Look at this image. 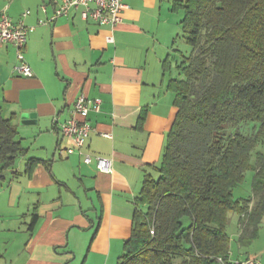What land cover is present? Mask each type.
Returning a JSON list of instances; mask_svg holds the SVG:
<instances>
[{
    "label": "crops",
    "instance_id": "obj_1",
    "mask_svg": "<svg viewBox=\"0 0 264 264\" xmlns=\"http://www.w3.org/2000/svg\"><path fill=\"white\" fill-rule=\"evenodd\" d=\"M124 1L122 20L113 28L84 19L75 8L41 24L60 0H12L0 9L33 27L24 52L34 72L28 77L15 71V46L0 44V114L17 128L26 149L13 168L0 171V264L120 262L142 207L144 180L159 178L176 118L168 80L179 76L182 53L191 50L182 24L184 0ZM167 59L171 69L165 72ZM82 94L102 99L100 111L89 113L84 150L111 158V172L78 153L57 151L74 146L59 126L72 117ZM31 113L35 117L24 122ZM238 234L237 228L231 239ZM247 249L231 253V260L255 256L264 264V243Z\"/></svg>",
    "mask_w": 264,
    "mask_h": 264
},
{
    "label": "trees",
    "instance_id": "obj_2",
    "mask_svg": "<svg viewBox=\"0 0 264 264\" xmlns=\"http://www.w3.org/2000/svg\"><path fill=\"white\" fill-rule=\"evenodd\" d=\"M180 5L191 50L168 80L177 114L160 176L144 180L119 264H235L230 212L238 213L240 248L258 238L264 220V152L251 161L264 142V0ZM25 152L17 128L0 114V171ZM249 169L251 194L236 199Z\"/></svg>",
    "mask_w": 264,
    "mask_h": 264
},
{
    "label": "built area",
    "instance_id": "obj_3",
    "mask_svg": "<svg viewBox=\"0 0 264 264\" xmlns=\"http://www.w3.org/2000/svg\"><path fill=\"white\" fill-rule=\"evenodd\" d=\"M61 4L56 7L52 16L46 19H40L41 24L54 22L59 16L67 15L72 8L80 9L81 16L84 19H93L100 24H106L111 28L118 25L122 20V11L127 6L124 0H60ZM45 10V6H42ZM30 13L26 10L24 15ZM33 27H27L22 20L15 23L7 10L0 11V44L11 43L17 50L18 62L14 66V70L20 75L31 77L34 72L31 65L25 57V46L28 39L29 30ZM109 42H113V36L108 37ZM102 99L97 97L89 101L87 97L80 95L73 107L72 117L60 123L59 131L63 136L73 140L74 146L62 148L57 147L59 153L66 152L67 154L78 153L82 156L87 164L95 163L100 171H113V160L109 157L101 155H93L84 150L87 138L92 130V124L89 121L90 111H100ZM58 121V120H57ZM108 135V134H106ZM154 233V230H152ZM235 264H261L260 260L255 256H250L248 259L239 261L235 260Z\"/></svg>",
    "mask_w": 264,
    "mask_h": 264
},
{
    "label": "rangeland",
    "instance_id": "obj_4",
    "mask_svg": "<svg viewBox=\"0 0 264 264\" xmlns=\"http://www.w3.org/2000/svg\"><path fill=\"white\" fill-rule=\"evenodd\" d=\"M12 0H0V9L1 7L7 3H11ZM189 46V45H188ZM174 76L178 75V71L176 69L173 70ZM264 152V142L260 141L256 147L254 148L252 152V163L256 162V159L258 157V154ZM254 170L249 169L245 173V179L243 182H241L234 190V198H246L251 194L252 191V180H253ZM237 221H238V213L237 212H230V221L228 224V231L231 234L232 231L237 232ZM185 227H189L190 225V219H185ZM264 243V220L260 227V236L253 241V243L248 247V249H251V247L256 246L257 244H263ZM242 248L239 247L238 243L236 242V237L232 238L231 240V250H232V256H239L244 253ZM247 249V250H248Z\"/></svg>",
    "mask_w": 264,
    "mask_h": 264
},
{
    "label": "water",
    "instance_id": "obj_5",
    "mask_svg": "<svg viewBox=\"0 0 264 264\" xmlns=\"http://www.w3.org/2000/svg\"><path fill=\"white\" fill-rule=\"evenodd\" d=\"M35 117V114L31 113V114H24L23 118H24V122H31V119Z\"/></svg>",
    "mask_w": 264,
    "mask_h": 264
}]
</instances>
